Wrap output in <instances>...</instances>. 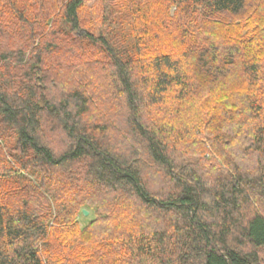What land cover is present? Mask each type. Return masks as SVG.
<instances>
[{
  "label": "trees",
  "instance_id": "16d2710c",
  "mask_svg": "<svg viewBox=\"0 0 264 264\" xmlns=\"http://www.w3.org/2000/svg\"><path fill=\"white\" fill-rule=\"evenodd\" d=\"M0 264H264V0H0Z\"/></svg>",
  "mask_w": 264,
  "mask_h": 264
},
{
  "label": "rangeland",
  "instance_id": "374dc122",
  "mask_svg": "<svg viewBox=\"0 0 264 264\" xmlns=\"http://www.w3.org/2000/svg\"><path fill=\"white\" fill-rule=\"evenodd\" d=\"M91 218V215L90 214H87V216H80L79 218H78V221H79V223H80V225L81 226H84L87 222H88V220Z\"/></svg>",
  "mask_w": 264,
  "mask_h": 264
},
{
  "label": "water",
  "instance_id": "95a60500",
  "mask_svg": "<svg viewBox=\"0 0 264 264\" xmlns=\"http://www.w3.org/2000/svg\"><path fill=\"white\" fill-rule=\"evenodd\" d=\"M82 214H83L84 216H87L88 212H87L86 210H83V211H82Z\"/></svg>",
  "mask_w": 264,
  "mask_h": 264
}]
</instances>
